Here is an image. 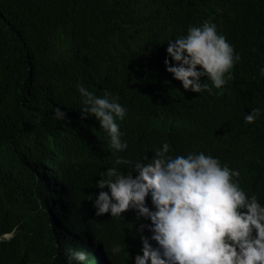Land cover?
<instances>
[{"label": "trees", "instance_id": "trees-1", "mask_svg": "<svg viewBox=\"0 0 264 264\" xmlns=\"http://www.w3.org/2000/svg\"><path fill=\"white\" fill-rule=\"evenodd\" d=\"M205 21L241 57L214 95L185 91L164 64L167 42ZM261 68L264 0H0V235L13 232L0 264H68L71 248L88 253L83 264H133L150 222L97 217L90 200L118 156L151 158L165 142L172 155L204 152L239 171L264 204ZM81 84L127 108V151L81 118ZM253 108L262 114L247 124Z\"/></svg>", "mask_w": 264, "mask_h": 264}, {"label": "clouds", "instance_id": "clouds-1", "mask_svg": "<svg viewBox=\"0 0 264 264\" xmlns=\"http://www.w3.org/2000/svg\"><path fill=\"white\" fill-rule=\"evenodd\" d=\"M240 59L217 25L205 21L167 42L164 64L185 91L214 95L213 88L226 85V74ZM260 75L264 76V68ZM77 90L83 98L81 118L99 122L114 152L127 151L118 123L125 119L127 108L107 91L97 96L82 84ZM261 114L260 108H253L245 123H254ZM54 119L65 121L67 114L56 107ZM170 152L165 142L151 158L133 161L118 156L115 166L95 182L99 193L90 200L95 216L110 214L132 224L140 219L150 222L140 225V233L147 229L151 236L141 235V254L135 255L133 264H264V204L240 183L239 171L204 152L186 156ZM121 165L129 170L122 171ZM12 236L13 232H5L0 240ZM110 251L116 255L122 248L113 245ZM68 255V264L88 259L86 251L75 248Z\"/></svg>", "mask_w": 264, "mask_h": 264}, {"label": "rangeland", "instance_id": "rangeland-1", "mask_svg": "<svg viewBox=\"0 0 264 264\" xmlns=\"http://www.w3.org/2000/svg\"><path fill=\"white\" fill-rule=\"evenodd\" d=\"M9 235H4V236H2V238H7Z\"/></svg>", "mask_w": 264, "mask_h": 264}]
</instances>
